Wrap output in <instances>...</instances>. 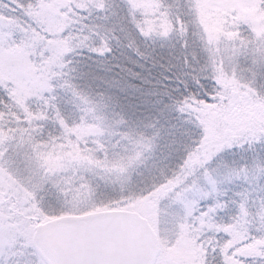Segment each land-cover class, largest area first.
<instances>
[{
	"label": "snow or ice",
	"instance_id": "snow-or-ice-1",
	"mask_svg": "<svg viewBox=\"0 0 264 264\" xmlns=\"http://www.w3.org/2000/svg\"><path fill=\"white\" fill-rule=\"evenodd\" d=\"M0 264H264V0H0Z\"/></svg>",
	"mask_w": 264,
	"mask_h": 264
}]
</instances>
